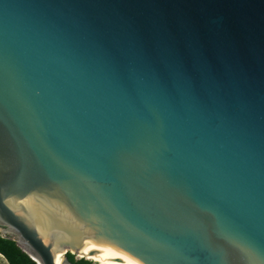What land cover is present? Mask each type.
<instances>
[{
  "label": "water",
  "instance_id": "obj_1",
  "mask_svg": "<svg viewBox=\"0 0 264 264\" xmlns=\"http://www.w3.org/2000/svg\"><path fill=\"white\" fill-rule=\"evenodd\" d=\"M0 236L264 264V0H0Z\"/></svg>",
  "mask_w": 264,
  "mask_h": 264
},
{
  "label": "trees",
  "instance_id": "obj_2",
  "mask_svg": "<svg viewBox=\"0 0 264 264\" xmlns=\"http://www.w3.org/2000/svg\"><path fill=\"white\" fill-rule=\"evenodd\" d=\"M0 255L6 264H36L17 243L7 237L0 236ZM66 257L73 264H92L86 259H76L74 255L67 253Z\"/></svg>",
  "mask_w": 264,
  "mask_h": 264
},
{
  "label": "bare ground",
  "instance_id": "obj_3",
  "mask_svg": "<svg viewBox=\"0 0 264 264\" xmlns=\"http://www.w3.org/2000/svg\"><path fill=\"white\" fill-rule=\"evenodd\" d=\"M77 255L79 257H82V258H85L88 260H92L93 262H96L98 264H117L116 262H114L109 257H107V256H105L99 252H96V251H94L88 247H84V246L81 247V250L77 253ZM61 261H62V256L58 255L56 258V264H61Z\"/></svg>",
  "mask_w": 264,
  "mask_h": 264
},
{
  "label": "rangeland",
  "instance_id": "obj_4",
  "mask_svg": "<svg viewBox=\"0 0 264 264\" xmlns=\"http://www.w3.org/2000/svg\"><path fill=\"white\" fill-rule=\"evenodd\" d=\"M76 259H81L82 257H79L77 254L74 255ZM85 259V258H83ZM88 260V259H86ZM90 261L92 264H98L96 262H93L92 260H88ZM0 264H6V261L4 260V258L0 255Z\"/></svg>",
  "mask_w": 264,
  "mask_h": 264
}]
</instances>
